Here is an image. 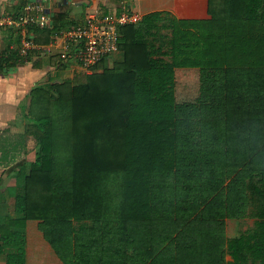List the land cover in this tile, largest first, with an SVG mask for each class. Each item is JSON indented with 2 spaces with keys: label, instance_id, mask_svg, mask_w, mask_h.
<instances>
[{
  "label": "trees",
  "instance_id": "16d2710c",
  "mask_svg": "<svg viewBox=\"0 0 264 264\" xmlns=\"http://www.w3.org/2000/svg\"><path fill=\"white\" fill-rule=\"evenodd\" d=\"M206 2L205 19L146 16L120 27L121 64L102 60L90 73L31 89L35 158L14 173L22 191H5L14 198L13 215H0L5 264L23 263L30 193L107 198L142 178L146 196L131 206L148 214V264H224L225 219H264V0ZM64 19L28 24L27 38L48 42ZM174 68L198 70L201 118L173 121Z\"/></svg>",
  "mask_w": 264,
  "mask_h": 264
},
{
  "label": "crops",
  "instance_id": "0c3cea01",
  "mask_svg": "<svg viewBox=\"0 0 264 264\" xmlns=\"http://www.w3.org/2000/svg\"><path fill=\"white\" fill-rule=\"evenodd\" d=\"M29 7L36 10L34 14H45L49 23L51 17L64 14V21L68 24L61 26L48 42L34 43L35 48L29 50L33 53L27 59L19 57L17 53L22 38L27 37V29L24 28V35L23 29L0 27V214L2 215L6 211L9 215H13L14 208V198L5 191L10 189L16 193L22 191V187L15 183V171L23 163L28 162H23L26 156L31 157L32 153L33 157L30 161L35 158V144L30 145L35 139L30 131H26L29 123L26 114L29 109L31 89L47 82H62L77 73H84L81 68L73 64L59 61L58 52L62 39L60 36L57 37L58 35L74 26L72 24H81L88 14L95 12L117 15L125 10L134 11L141 19L146 16L157 18L155 22L160 24L165 18L208 17L206 0H0V15L20 14ZM31 11L33 10L30 9L29 12ZM49 45H51L50 53L44 51ZM161 58L164 61L168 60L167 56ZM124 59V51L119 49L105 58L102 63L106 67H112L123 63ZM59 64L64 67L59 68ZM180 69L193 68L173 69L172 93L169 96L172 119L173 121L199 119L201 117L197 115L178 116L176 71ZM250 110L252 118L257 119L261 116L260 104L253 103ZM198 114L200 115L199 111ZM163 132L161 127H158L157 134L162 136ZM168 155L169 152L163 157L166 158V162H163L165 165L160 162L161 167L170 165L172 160L171 155L170 157ZM132 174H134L133 169H129L127 172L129 178H132ZM129 185L124 194L107 198L100 195H84L66 200L51 194H27L22 264H148L150 261L146 224L148 214L131 206L135 199H144L146 196V183L142 178H132ZM226 220L248 221L249 225L234 231L226 227ZM134 225L137 227L135 228ZM224 232V264H264V219L228 218L225 219ZM0 264H5L2 257Z\"/></svg>",
  "mask_w": 264,
  "mask_h": 264
},
{
  "label": "built area",
  "instance_id": "2783aa9c",
  "mask_svg": "<svg viewBox=\"0 0 264 264\" xmlns=\"http://www.w3.org/2000/svg\"><path fill=\"white\" fill-rule=\"evenodd\" d=\"M32 9L33 11L29 12ZM36 11V10H35ZM29 7L20 14L0 15V27L23 29L28 24H37L45 27L49 23L48 17L43 13H35ZM141 19L134 11H122L119 14H88L81 24H76L60 35L62 45L58 52L60 62L73 64L85 73H90L91 67L101 62L111 54L118 51L120 27L136 23ZM25 35V34H24ZM35 48L34 43L23 37L18 48L20 56H26L28 50ZM51 52V45L44 48Z\"/></svg>",
  "mask_w": 264,
  "mask_h": 264
},
{
  "label": "rangeland",
  "instance_id": "374dc122",
  "mask_svg": "<svg viewBox=\"0 0 264 264\" xmlns=\"http://www.w3.org/2000/svg\"><path fill=\"white\" fill-rule=\"evenodd\" d=\"M132 6V4H131ZM176 104H177V113L178 116L181 117L185 116H195L202 117L201 114H198L197 109V91H198V70L197 69H190V70H177L176 71ZM35 141H33L30 145L34 146ZM34 149H32L33 151ZM32 153L31 157L26 156L24 161H30L32 160ZM2 215V214H0ZM1 217V216H0ZM240 222V223H236ZM249 225L248 221H232V220H226V227L228 226L231 229L237 230L239 227H244L246 225Z\"/></svg>",
  "mask_w": 264,
  "mask_h": 264
}]
</instances>
